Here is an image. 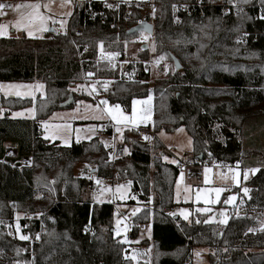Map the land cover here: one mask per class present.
Here are the masks:
<instances>
[{"label":"trees","instance_id":"16d2710c","mask_svg":"<svg viewBox=\"0 0 264 264\" xmlns=\"http://www.w3.org/2000/svg\"><path fill=\"white\" fill-rule=\"evenodd\" d=\"M151 1L155 13L144 17L153 23L154 55L166 54L164 60L170 63L173 55L181 68L156 78L149 88L148 73L138 64L139 80L116 81L106 97L129 110L133 98H145L151 91L154 132L184 126L191 137L193 162L241 161V167H256L245 182L250 191L239 193L245 210L231 212L225 223L209 221L208 212L195 211L189 220L172 214L179 168L154 156L162 148L156 138L146 144L136 132L123 131L128 152L116 159V167H109L108 150L96 137L69 146L42 137L39 120L60 108L69 87L81 81L83 73L116 77L107 62L96 61L99 49L122 55L125 43L139 36L140 32L128 34L142 17L138 9L132 7V19L124 22L116 17L124 11V4L116 11L92 1L96 10L102 9L101 15L91 18L87 5L75 7L63 33L48 32L42 38L0 37V81L44 84V95L35 98L0 94V109L5 111L35 107L33 118H11L7 113L0 117V250L5 249L0 264L30 262L28 250L17 252L26 243L3 229L5 222L12 224L16 209L44 211L47 219L46 230L33 247L31 264H133L125 256V243L111 230L113 203L83 199V189L92 182L75 176L74 167L81 162H93L94 172L102 178H109L113 168L125 173L133 180L135 192L142 189L140 199L152 188V211H139L129 232L135 237L140 224L151 222V264H192L190 252L195 246L208 248L206 264H264V119L259 117L264 114V37L244 44L236 41L242 29L255 30L259 23L239 13L230 14L221 24L216 8L207 9L204 16L183 14L174 20L173 4L190 0ZM79 28L81 34L76 33ZM140 56L147 59L148 49ZM72 94L74 101L86 98ZM6 143L15 147L14 156L6 155ZM23 157L30 158V166L21 165ZM51 193L56 198H50ZM38 228L36 221L30 232Z\"/></svg>","mask_w":264,"mask_h":264},{"label":"rangeland","instance_id":"374dc122","mask_svg":"<svg viewBox=\"0 0 264 264\" xmlns=\"http://www.w3.org/2000/svg\"><path fill=\"white\" fill-rule=\"evenodd\" d=\"M8 1L9 4L15 6L16 4L30 5L38 4L39 13L42 15L43 22L40 20L29 21V14L33 13L32 8L21 7L19 10L13 8H5L3 11L6 15H0V24L6 25L4 29L5 35L0 37H21L25 35L27 37L42 38L51 30L63 33L67 29V21L75 8L76 0H0V2ZM92 1H104V0H92ZM123 2L133 4L137 1L147 0H122ZM6 3V2H5ZM155 9L151 8L147 11V14L153 16ZM17 21H21V26L17 27ZM63 22V26H61ZM23 25H27L24 27ZM46 29V30H44ZM31 31L32 35L29 36L28 32ZM144 37H147L145 39ZM147 44L148 56L152 64L148 73V79L146 83L149 88L152 86L154 80L161 76H164L168 72L174 71L173 64L165 60H161V63L165 72L161 75L155 74V66L158 64L154 55L152 47V40L149 35L140 32L139 36L126 42L124 45L123 56H128L131 60H142L140 52L142 44ZM99 54L96 60L98 62H107L108 70L111 69L116 73V77L98 76L105 81L111 83L110 89L106 92L105 96L94 94V91L89 92L95 88L91 79L86 78L84 75L81 81L72 84L69 87L70 92H74L77 95H82L86 98H77L73 104L69 107L55 109L45 119L39 120L40 128L42 131V137L49 142L57 141L60 145L69 146L72 142L88 141L96 137L103 146L108 150V165L116 167L115 161L117 158L123 156L128 149L127 144L122 140L123 131L136 132L138 138L146 143L151 144L155 138L162 144L161 149L153 152L154 156H159L163 161L185 166V170L180 171L175 180L173 186L172 199L174 207L171 210L172 214H178L184 219L202 208L209 209V221L221 222L230 216L231 212L242 213L237 211L238 206L241 204V195L245 188V182L250 179L253 172L251 168L243 167L241 169L239 163L225 164L220 167L218 163L203 164L202 171L199 177L188 175V168L193 167L192 162V141L190 135L187 133L184 126H178L175 129L164 130L161 129L154 132L152 128V93L151 91L145 98H133L131 100L130 109L126 110L119 103H110L107 99V94L113 90V85L116 81L124 80L128 82H135L139 80L132 75L119 74L112 68L110 63L106 60V54L102 49H99ZM167 66V67H166ZM143 82V81H141ZM79 86V87H78ZM0 94L7 97H19V98H35L44 95V84L41 81H0ZM151 97V99H149ZM107 101L108 103L102 104L101 101ZM135 101V104L133 103ZM114 105H119V109H113L118 115L122 114L121 123L117 124L115 120L111 118V115L105 111ZM5 109H0V117L4 116ZM11 118H33L35 116V107L33 104L20 108L9 110ZM264 119V114L260 115ZM126 118V119H124ZM108 123H112V127H108ZM117 128L120 131L117 132ZM111 132V133H110ZM148 137L145 139L144 137ZM90 137V139H89ZM79 138V139H78ZM244 142V139L241 140ZM121 144L123 146V154L116 156L115 146ZM107 145V146H106ZM166 158V159H165ZM175 161V163H173ZM27 166L31 165V160L27 158ZM109 165V167H110ZM95 164L93 162H81L77 163L74 167V174L78 178H85L87 180L85 170H94ZM153 168L150 169V175ZM94 172V171H93ZM245 174L247 178H245ZM95 181L98 188L93 189L91 185H88L83 189V199L89 200L91 203L110 202L114 205V217L112 222V232L114 237L125 243L126 252L125 256L133 259V264H151L153 245L151 243V223L138 227L137 235L131 237L129 232L132 226V218L142 209L152 211V203L155 199V193L150 187V191L147 197L140 199L139 195L142 194V189H138L135 192L132 189V183L127 187H118L119 184L110 186L108 178H102L94 172ZM152 180V177H151ZM130 182L133 180L130 179ZM66 183H63L61 190H64ZM216 189H220L217 193ZM43 189L39 194L43 195ZM46 191L51 192L48 188ZM229 197H235L229 203H225ZM50 198H56L54 193L50 194ZM207 201V203L205 202ZM40 216L42 222V231L46 230V216L44 211L33 212H21L20 210L14 213V222L25 215ZM223 214V215H221ZM37 218V217H36ZM119 221V223H117ZM222 223V222H221ZM13 224V223H12ZM12 224L6 223L4 225V231L13 235ZM264 226V225H263ZM141 228V229H140ZM264 228V227H263ZM140 229V230H139ZM33 233H30L32 235ZM20 237L21 234H14ZM34 238V236H33ZM37 240V236H35ZM41 240V237H40ZM147 240V242H145ZM208 248L206 246H195L190 252V262L192 264H206L208 261ZM150 254V257H149ZM24 264L22 261H13L10 264Z\"/></svg>","mask_w":264,"mask_h":264},{"label":"built area","instance_id":"2783aa9c","mask_svg":"<svg viewBox=\"0 0 264 264\" xmlns=\"http://www.w3.org/2000/svg\"><path fill=\"white\" fill-rule=\"evenodd\" d=\"M101 2V8L102 9H107V10H119V5L124 4L125 8L122 13L119 14V12L116 13L117 18H121L124 22L130 21L132 19V7H135L140 11L142 14V17L138 20L137 24L140 23L141 21L145 20V14L149 9L153 7V2L151 0L147 1H137L133 2V4H129L126 2H123L122 0H104L100 1ZM236 2L239 4V7L242 9L240 13L250 15L253 19L254 22H258L259 26L257 29H249V28H244L242 29L238 35L236 36V41H240V38L242 37V42H239L241 44H244L248 41H257L260 38L264 37V19H261V7L264 2L262 0H251L250 3L248 4H243L239 3V0H236ZM77 8L84 7V5H87L86 8V13L88 16L91 18H94L96 15H101L102 9L101 10H96L94 6H92V0H76L75 4ZM108 5H112V7H108ZM175 6V7H174ZM209 8H216L219 10V15H220V23L222 24L223 21L230 15V14H238L237 13V8L233 6L229 2V0H190V1H184V2H178L174 3L172 6V16L174 20H179L180 16L183 14H193L195 16H204L205 12ZM151 22L152 21H148ZM253 27V26H252ZM77 34L82 33V28L77 29L76 31ZM247 33V35H244ZM150 37V36H149ZM110 63V68L115 70L116 72H119V74H127V75H132L136 78H138V72L135 69L138 64H141L142 70L146 73H149L150 67H151V60L150 59H142V60H131L128 58V56H123L122 55H117L113 58H111V61L109 59H106ZM98 61V60H96ZM165 72V68L161 63H158L155 66V74L156 75H161ZM88 73H92V76H88ZM83 75L86 78H89L92 80L95 91L94 94H98L101 96H105L106 92L110 89L111 83H108L107 86L104 85L105 80L101 79L97 76L92 71H87L86 73H83ZM82 75V76H83ZM112 123H108V127H112ZM115 155L120 156L123 154V146L121 144H117L115 146ZM7 155V153H6ZM10 156V155H7ZM14 156V155H13ZM27 158L29 157H23L21 159V165L22 166H27ZM30 159V158H29ZM213 161H205L201 162L200 160H196L193 163V167L188 168L187 174L199 177L202 171L203 164H213ZM220 167H223L225 164L223 163H218ZM188 167L187 164H183L181 166H178L180 171L185 170ZM86 174L87 179L91 180V187L93 189H97L98 185L97 182L94 179V172L92 170H85L84 171ZM109 184L111 187H113L116 184H119L122 187H127L130 185V180L126 176L125 173H120L115 168H113L112 174L108 178ZM245 209L243 206H239L237 208V211L243 212ZM37 217V218H36ZM39 222V228L35 231H33V234L30 235V228L32 225L35 224V222ZM12 230H13V235L14 234H21L23 236H28L29 239L23 240L26 244L25 247L22 249H18V253H25L30 252V262H32L33 258V247L35 244L40 242V237L42 234V222L40 216H34V214H31L30 216L25 215L24 217L18 219L16 223L14 222V219L12 220ZM87 231H89L88 227H86ZM16 236V235H15ZM34 236V238H33ZM35 236H39L37 240L35 239ZM17 237V236H16ZM19 240H21L19 237H17ZM5 254V249L0 250V255ZM29 262V264H31Z\"/></svg>","mask_w":264,"mask_h":264},{"label":"snow or ice","instance_id":"6c2138e0","mask_svg":"<svg viewBox=\"0 0 264 264\" xmlns=\"http://www.w3.org/2000/svg\"><path fill=\"white\" fill-rule=\"evenodd\" d=\"M229 2L231 3V4H233V6L234 7H236L237 8V13L239 14L241 11H242V9L239 7V4L236 2V0H229ZM251 2V0H239V3H243V4H248V3H250ZM15 8L16 10H19L21 7H28V8H32L34 11H33V13H31V14H29V21L31 22V21H35V20H40L41 21V24H42V22H43V17H42V15L39 13V7H40V5H38V4H30V5H21V4H16L15 6H13V5H11V4H6V3H2V2H0V15H6V13L3 11L5 8ZM108 7H112V5H108ZM175 7V6H174ZM261 19H264V4H262V7H261V17H260ZM17 27H19V26H21V21H17V25H16ZM24 27H27V25H23ZM61 26H63V22H61ZM144 27V30H146V31H149L150 32V29H151V26H149V25H144L143 26ZM6 28V25H3V24H0V36H3V35H5V31H4V29ZM44 30H46V29H44ZM53 30H55V29H53ZM28 34H29V36H31L32 35V32L31 31H29L28 32ZM244 35H247V33H245ZM145 39H147V37H144ZM242 37L240 38V41H238V42H242ZM203 47V46H202ZM101 48H102V42H101ZM153 50H155V48L153 47ZM117 55H119V53H115V52H110V53H107L106 54V57H104V56H102L101 58H108L109 59V61H111V58H113V57H115V56H117ZM166 58V54H162L161 56H159L158 57V59H157V63L159 62V61H161V60H164ZM177 66H179L178 65V62H177ZM167 67V66H166ZM88 76H92L93 74L92 73H88L87 74ZM102 83H104V85L105 86H107V84L109 83L108 81H104V82H102ZM79 87V86H78ZM92 91H95V88H93L90 92H89V94L91 95V92ZM149 99H151V97H149ZM101 103L102 104H107L108 102L105 100V101H101ZM134 104H135V101L133 102ZM113 109H116V110H118L119 109V105H114V106H112V107H110V108H107V109H105V111H107L110 115H111V118L113 119V120H115L116 122H117V124H119V123H121V117H122V114H117L116 112H114L113 111ZM124 119H126V118H124ZM120 131V128H117V132H119ZM145 139H148V137H144ZM79 139V138H78ZM89 139H90V137H89ZM107 146V145H106ZM124 151L125 152H128V149L127 148H125L124 149ZM166 159V158H165ZM173 163H175V161H173ZM252 172H255V171H257V169H252L251 170ZM245 178H247V175L245 174ZM97 183H99V181H97ZM118 187H122V186H118ZM216 191H217V193H219L220 192V189H216ZM243 191H244V193L245 194H247L250 190L248 189V188H244L243 189ZM235 199V197H229V199L227 200V201H225V203H229V202H231L232 200H234ZM206 203H207V201H205ZM200 212H208L209 211V209H207V208H202V209H200L199 210ZM221 215H223V214H221ZM184 219L185 220H187L188 219V217L187 216H185L184 217ZM208 221H205V223H207ZM222 223H225L226 222V219L224 220V221H221ZM117 223H119V221H117ZM197 223H199V221H197ZM262 230H264V229H262ZM85 231H87V229H85ZM249 231H254V229H249ZM21 240H27V239H29V237L28 236H23V235H21L20 237H19ZM37 238H39V236H37ZM132 259H135V257H132ZM17 264H18V262H17Z\"/></svg>","mask_w":264,"mask_h":264},{"label":"water","instance_id":"95a60500","mask_svg":"<svg viewBox=\"0 0 264 264\" xmlns=\"http://www.w3.org/2000/svg\"><path fill=\"white\" fill-rule=\"evenodd\" d=\"M145 24L151 26L150 32L144 30L143 26ZM51 32H53V30H51ZM136 32H142V33H145V34H147L149 36H152V34H153V23L148 22L146 20H143L140 23L133 25L128 30V34H133V33H136ZM141 48L142 49H146L147 48V44L146 43L142 44ZM171 59H172V64H173L174 70L180 69L181 68V64L179 63L178 59L176 57H174L173 55H171ZM177 62H178L179 66H177ZM73 102H74L73 94H72V92H69L67 98L64 101L59 103V107L60 108L67 107L68 105L72 104Z\"/></svg>","mask_w":264,"mask_h":264},{"label":"crops","instance_id":"0c3cea01","mask_svg":"<svg viewBox=\"0 0 264 264\" xmlns=\"http://www.w3.org/2000/svg\"><path fill=\"white\" fill-rule=\"evenodd\" d=\"M6 2V4H9L8 3V1H4V2H2V3H5ZM5 113H7L8 114V116H11L10 115V113H9V111L8 110H6V111H4V114ZM5 149H6V153H7V155H10V156H13V155H15V147L14 146H12L10 143H6L5 144ZM193 161L191 162V164L193 165ZM239 165H240V167H241V164L239 163ZM247 168H251V169H256V167H247ZM241 169H243V167H241ZM253 174H254V172H253ZM252 174V175H253ZM148 223H151V222H147V223H144V224H141L140 226H144L145 224H148ZM141 229V228H140ZM139 229V230H140ZM139 232V231H138ZM149 257H150V254H149ZM133 260V259H132ZM134 261V260H133ZM134 262H136V261H134Z\"/></svg>","mask_w":264,"mask_h":264}]
</instances>
